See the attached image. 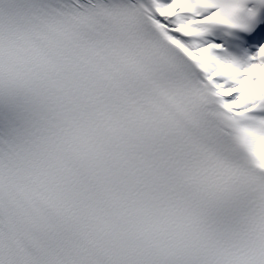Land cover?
Masks as SVG:
<instances>
[{
    "label": "snow or ice",
    "instance_id": "obj_1",
    "mask_svg": "<svg viewBox=\"0 0 264 264\" xmlns=\"http://www.w3.org/2000/svg\"><path fill=\"white\" fill-rule=\"evenodd\" d=\"M0 264H264V0H0Z\"/></svg>",
    "mask_w": 264,
    "mask_h": 264
}]
</instances>
